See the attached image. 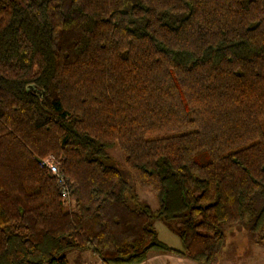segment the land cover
Returning a JSON list of instances; mask_svg holds the SVG:
<instances>
[{
	"label": "trees",
	"instance_id": "obj_1",
	"mask_svg": "<svg viewBox=\"0 0 264 264\" xmlns=\"http://www.w3.org/2000/svg\"><path fill=\"white\" fill-rule=\"evenodd\" d=\"M238 224L264 241V0H0V264H216Z\"/></svg>",
	"mask_w": 264,
	"mask_h": 264
},
{
	"label": "rangeland",
	"instance_id": "obj_2",
	"mask_svg": "<svg viewBox=\"0 0 264 264\" xmlns=\"http://www.w3.org/2000/svg\"><path fill=\"white\" fill-rule=\"evenodd\" d=\"M113 165L119 168L128 181L131 189L128 198L133 206L148 204L155 210L159 207L157 197L142 190L133 174L127 167L121 149L116 146L110 150ZM137 198V199H136ZM159 238L171 247H180L181 241L175 233L173 224L158 222ZM226 244L223 257L216 264H264V241L259 236L252 234L245 224L229 225L224 228ZM223 260V261H222Z\"/></svg>",
	"mask_w": 264,
	"mask_h": 264
},
{
	"label": "crops",
	"instance_id": "obj_3",
	"mask_svg": "<svg viewBox=\"0 0 264 264\" xmlns=\"http://www.w3.org/2000/svg\"><path fill=\"white\" fill-rule=\"evenodd\" d=\"M158 222L155 223V226L159 232L158 224H157ZM180 247H173V248H180ZM223 255L220 256L218 261L222 259ZM68 261L69 264H104L98 256L94 255L90 251H72L68 254ZM140 264H197V263L185 257L178 256L172 253L163 254L158 252H152L149 255V258L145 262Z\"/></svg>",
	"mask_w": 264,
	"mask_h": 264
},
{
	"label": "built area",
	"instance_id": "obj_4",
	"mask_svg": "<svg viewBox=\"0 0 264 264\" xmlns=\"http://www.w3.org/2000/svg\"><path fill=\"white\" fill-rule=\"evenodd\" d=\"M44 164L49 168V170L57 176L59 182H64V177L62 173L60 172V168L58 164L56 163V160L53 156H49L44 159ZM64 197H68V191L66 189L63 190Z\"/></svg>",
	"mask_w": 264,
	"mask_h": 264
}]
</instances>
